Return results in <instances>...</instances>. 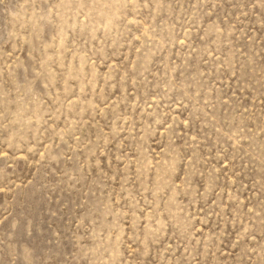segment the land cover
<instances>
[{"label": "rangeland", "instance_id": "obj_1", "mask_svg": "<svg viewBox=\"0 0 264 264\" xmlns=\"http://www.w3.org/2000/svg\"><path fill=\"white\" fill-rule=\"evenodd\" d=\"M0 264H264V0H0Z\"/></svg>", "mask_w": 264, "mask_h": 264}]
</instances>
